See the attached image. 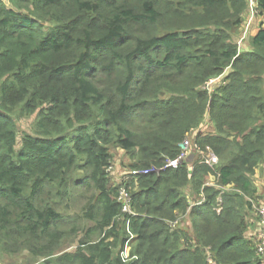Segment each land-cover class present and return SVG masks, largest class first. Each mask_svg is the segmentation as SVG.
I'll list each match as a JSON object with an SVG mask.
<instances>
[{
    "label": "trees",
    "instance_id": "trees-1",
    "mask_svg": "<svg viewBox=\"0 0 264 264\" xmlns=\"http://www.w3.org/2000/svg\"><path fill=\"white\" fill-rule=\"evenodd\" d=\"M248 7L0 0V249L27 251L32 264H125L124 202L107 171L111 148H121L131 169H159L127 184L136 264H264L247 236L245 196L259 191L256 174L264 183V28L244 52L231 36ZM250 65L261 71H244ZM224 72L229 82L218 92L201 89ZM209 112L218 136L198 130L196 140L218 163L197 153L164 168ZM31 116L34 134L20 131ZM74 197L82 206L71 217L63 202ZM179 213L196 224L198 244L185 247L188 235L171 229Z\"/></svg>",
    "mask_w": 264,
    "mask_h": 264
},
{
    "label": "rangeland",
    "instance_id": "rangeland-1",
    "mask_svg": "<svg viewBox=\"0 0 264 264\" xmlns=\"http://www.w3.org/2000/svg\"><path fill=\"white\" fill-rule=\"evenodd\" d=\"M261 14L259 10H253L250 6L248 7V10L244 13L243 15V23L241 26L234 28L231 31V36L232 39L235 43L238 44L240 50H247L250 48V41L252 39V36L255 35V33L263 28L264 20H261ZM197 20V17L191 20H188L190 23H195ZM141 27H138L135 29L136 33L142 32L140 31ZM243 51V52H244ZM244 71H248L251 73L254 72H260L261 71V66L260 65H250V66H245L243 67ZM262 74V72H261ZM227 73L224 72L223 74L212 77L205 81L201 85V89L204 91L208 92L209 94H214L215 92H218L223 86H225L229 81L227 80ZM65 77V76H63ZM262 81L263 88H264V75L259 77ZM169 94L165 95H160L159 100H169ZM68 111V109H67ZM95 111V110H94ZM96 112V111H95ZM34 118L35 116L31 117H25L19 121V128L20 131H29L34 134ZM150 120V119H148ZM150 123H157V120L154 121H149ZM133 124V122H132ZM200 131L202 136H218V131L216 128L215 123L211 119L210 112L207 113L202 119V122L200 124V127L192 128L188 132H186L185 136H189V138L193 141L194 145H197L199 147V150L195 154H199L201 158L203 156L206 157L207 154V146L206 149L201 148L200 144L196 140V134L197 131ZM235 134V133H234ZM69 135H73L69 133ZM111 154H112V164L108 167L107 171L109 173V186H110V191L113 192L112 195L115 196L116 199L118 200H123L122 196H125L127 193L129 196L131 195V192L127 189V184L130 181L129 177V172L131 170L130 164L132 162V158L126 153L125 150L121 148H111ZM81 172L78 171L76 176L80 174ZM261 174L258 173L255 175V182L257 184L258 181H260ZM126 180V181H125ZM211 181V179H210ZM216 181V178H215ZM126 183V184H125ZM115 189V191H114ZM228 190H234V188L229 187L227 188ZM226 190V188H224ZM263 197L260 195V192L258 191L257 193H254L253 195H246V200L251 204V202H255V204H259L262 201ZM67 204H69V214L71 217H74V215H78L80 212V207L82 206V202L79 197H74L72 200H65L63 202V207H65ZM61 206V210H64ZM219 209V207H218ZM250 214L251 216H248V221L250 222L249 228L247 229V236L251 242H253L256 246L258 242V229H259V219L257 216L256 210L254 208L250 209ZM124 212V211H123ZM128 212H124L123 216L120 217L117 221L120 222L121 227L123 228L124 225L127 230V221L129 220L128 217ZM172 230H182L184 233L188 235V237H184L182 239V242L184 243V246L187 247L191 244H198L196 242L197 235L195 233L196 230V224L193 223V220L191 219L190 215L187 213H179L177 222L175 224H172L171 226ZM254 232V233H253ZM73 239H68L65 244L64 248L65 249H70L73 246ZM137 242L135 241V245L133 246V250L135 251ZM254 246V247H255ZM257 251V250H256ZM26 253L27 251H21L17 252L15 249L12 251H2L0 249V264H32L35 262L34 259H30L27 257ZM258 253V251H257ZM209 255L211 256V252H209ZM209 262L211 264H216L214 259L212 257L209 258Z\"/></svg>",
    "mask_w": 264,
    "mask_h": 264
},
{
    "label": "built area",
    "instance_id": "built-area-1",
    "mask_svg": "<svg viewBox=\"0 0 264 264\" xmlns=\"http://www.w3.org/2000/svg\"><path fill=\"white\" fill-rule=\"evenodd\" d=\"M247 3L253 10H259V0H247ZM198 149L199 147L193 144V141L189 138V136H186V138H184L183 141L180 143L181 153L179 154V156L174 160H169L165 164L164 168H167V167L177 168L180 164H182L184 159L190 158V155L195 154L196 150ZM206 159L210 164H217L219 161L218 156L208 150L206 154ZM155 171L158 172L159 169H154V168L132 169L130 170V175L132 176L146 175V174H149ZM213 182H215V178ZM122 198L124 202L123 211L130 213L129 215L131 214L135 215L134 211L130 207L131 196H129L126 193L125 196H122ZM203 201L204 200L202 198V200L199 203H202ZM251 208H254V210H256L257 216L259 219L258 242L256 244V250L258 251L257 254L264 256V199H262V201L259 204H255V202L253 203L251 202ZM176 222L177 220L172 222L171 226L172 224H175ZM127 230L131 234V236L125 243V247L121 252V257L126 264H134L138 260V256L131 255V248H132L131 239L134 238V234L131 232V229H130V220L127 221Z\"/></svg>",
    "mask_w": 264,
    "mask_h": 264
},
{
    "label": "crops",
    "instance_id": "crops-1",
    "mask_svg": "<svg viewBox=\"0 0 264 264\" xmlns=\"http://www.w3.org/2000/svg\"><path fill=\"white\" fill-rule=\"evenodd\" d=\"M260 14H261V16H260L261 17V20H264V15L261 12H260ZM263 28H264V24H263ZM258 31L255 33V35L258 33ZM213 180H214V177H211V181H209V182H213ZM257 187L259 189L260 195L264 199V183H263V180L262 179L257 182Z\"/></svg>",
    "mask_w": 264,
    "mask_h": 264
},
{
    "label": "clouds",
    "instance_id": "clouds-1",
    "mask_svg": "<svg viewBox=\"0 0 264 264\" xmlns=\"http://www.w3.org/2000/svg\"><path fill=\"white\" fill-rule=\"evenodd\" d=\"M248 4V3H247ZM260 11V10H259ZM136 169V168H135ZM132 170V169H131ZM139 176V175H138ZM129 177L131 178V177H136V176H132V175H130V172H129ZM126 181V180H125ZM126 184V183H125ZM127 188H128V186H127ZM246 196V195H245ZM201 201V200H200ZM199 201V202H200ZM130 220V219H129ZM130 229H131V232H132V228H131V221H130ZM127 232H128V230H127ZM129 234V237L131 236V234L130 233H128ZM134 234V233H133ZM137 235L136 234H134V238L136 237ZM134 238H132L131 239V245H132V240L134 239ZM129 239V238H128ZM127 242V241H126ZM124 247H125V245H124ZM124 247H123V249H124ZM122 249V250H123ZM132 249H133V245H132V248H131V255H133L132 254ZM122 252V251H121ZM122 258V257H121ZM138 259H139V257H138ZM123 260V259H122ZM138 261V260H137ZM137 261L134 263V264H136L137 263ZM126 264V263H125Z\"/></svg>",
    "mask_w": 264,
    "mask_h": 264
},
{
    "label": "water",
    "instance_id": "water-1",
    "mask_svg": "<svg viewBox=\"0 0 264 264\" xmlns=\"http://www.w3.org/2000/svg\"><path fill=\"white\" fill-rule=\"evenodd\" d=\"M194 155H195V154H191V155H190V158L193 159V158H194Z\"/></svg>",
    "mask_w": 264,
    "mask_h": 264
},
{
    "label": "bare ground",
    "instance_id": "bare-ground-1",
    "mask_svg": "<svg viewBox=\"0 0 264 264\" xmlns=\"http://www.w3.org/2000/svg\"><path fill=\"white\" fill-rule=\"evenodd\" d=\"M203 203V202H202ZM202 203H199L200 205H202Z\"/></svg>",
    "mask_w": 264,
    "mask_h": 264
}]
</instances>
